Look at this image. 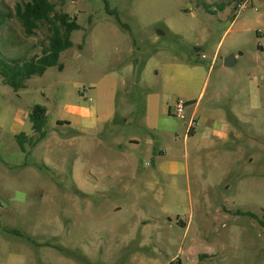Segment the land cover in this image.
I'll return each instance as SVG.
<instances>
[{"label": "rangeland", "instance_id": "374dc122", "mask_svg": "<svg viewBox=\"0 0 264 264\" xmlns=\"http://www.w3.org/2000/svg\"><path fill=\"white\" fill-rule=\"evenodd\" d=\"M27 1L0 0L7 60L42 55L49 44L48 24L28 34L15 15ZM52 1L80 26L61 53L65 69L51 66L18 91L0 75V264H264V0H235L227 11L219 4L226 8L228 0ZM232 54L238 61L225 65ZM129 63L133 69L123 73ZM171 63L212 67L202 104L215 91L222 103L238 93L243 118L229 117L236 132L219 141L224 145L191 147L187 159L181 135L178 152L166 158L185 169L151 181L154 150L139 121L148 91L160 89L168 72L187 80L181 67L168 69ZM112 73L127 81L116 128L82 151L58 143L70 135L56 125L60 106L89 97L96 103L92 85ZM36 104L50 113L44 138L30 119ZM132 135L141 144L123 155L115 142Z\"/></svg>", "mask_w": 264, "mask_h": 264}, {"label": "crops", "instance_id": "0c3cea01", "mask_svg": "<svg viewBox=\"0 0 264 264\" xmlns=\"http://www.w3.org/2000/svg\"><path fill=\"white\" fill-rule=\"evenodd\" d=\"M228 1L230 3L227 2L228 6L226 8L225 3L219 4L220 9L227 11L228 8H232L235 0H232V3L231 0ZM209 4V9L214 10L211 7L215 3ZM237 17L238 15L235 14L236 19ZM128 51H131V49ZM235 58L237 62V55ZM133 65V63H129L123 73H128L129 70H132ZM178 67H181L183 71H187V80H178L173 72H168L162 81L161 88L148 91L143 104L144 109L139 122L149 133L144 141L147 148L150 152L154 150V158L151 157V163L154 168L148 171L151 181L159 180V173L177 176L182 168L185 169L184 165L178 160L166 158L170 151L173 154L178 152V143L181 135H183L184 156L187 159L191 147L195 150L203 148L217 150L218 147L224 145L220 144L219 141L228 139L231 134L236 132V126L232 124L229 117L230 119H236L237 123L241 122L240 119L243 118V112L238 109V98L240 97L238 93L227 97V103H222L224 100L222 92L215 91L211 94L210 102L207 105L202 104V97L206 95L209 86V75L212 67L207 70L203 65L196 63L168 64V69L178 71ZM64 69L63 65L60 70L63 71ZM196 72H200L203 75L201 83L195 79ZM119 75V73L107 74L92 85L91 90L97 97L96 103L90 102L92 97H89L82 104L60 106V109L57 110L56 125L59 128L69 130L70 135L66 138L59 135L58 143H73L78 148H81V151L91 143H103L107 129L114 130L118 122V95L121 85L123 86L127 82L126 78L120 82ZM174 96H177V98H173ZM178 99H183L187 102L186 117L180 122L178 121L179 117L171 113V109H173ZM230 101H232V106L229 103ZM235 101L236 103H234ZM219 104L225 105L226 109L220 107ZM47 114H50L48 107ZM191 119L196 121L192 129L190 128ZM124 121L127 124L130 123L129 117L124 116ZM107 125L113 128H109ZM48 140L44 139L43 141ZM115 143L123 150L121 153L127 155L124 150H127V148L131 150L138 148L141 140L138 135H132L128 142H123L119 139ZM162 143L165 148L160 149L159 147L157 149L155 147ZM125 159L130 162L128 156ZM80 161L81 157L80 159L76 158L77 167L80 165ZM150 260L155 263L158 262V260ZM147 261L145 260L146 263Z\"/></svg>", "mask_w": 264, "mask_h": 264}, {"label": "trees", "instance_id": "16d2710c", "mask_svg": "<svg viewBox=\"0 0 264 264\" xmlns=\"http://www.w3.org/2000/svg\"><path fill=\"white\" fill-rule=\"evenodd\" d=\"M207 7L208 4H207ZM15 15L21 20L28 34L34 33V30L42 22L48 24L51 34L49 35V44L43 48L42 55H33L32 57H14L10 60L0 50V75L3 76L6 84L18 91L26 86V81L33 75H43L51 66L63 68L60 62L61 53L73 46L71 34L79 29L77 17H72L65 11L57 10V4L52 0H28L24 4H17ZM47 107L45 105H34L30 113L32 127L40 133V137L47 136ZM21 140V147L24 149L26 135L21 132L18 135ZM32 141V140H31ZM37 140L33 141L36 143ZM246 214H250L246 212ZM252 216L258 217L256 214ZM264 225V221H262ZM15 233H18L15 230Z\"/></svg>", "mask_w": 264, "mask_h": 264}, {"label": "built area", "instance_id": "2783aa9c", "mask_svg": "<svg viewBox=\"0 0 264 264\" xmlns=\"http://www.w3.org/2000/svg\"><path fill=\"white\" fill-rule=\"evenodd\" d=\"M247 2H244L242 4H240L241 8H244L246 6ZM186 105L187 102L183 99H178L175 102V105L173 107V109H171V113L174 114L175 116L184 119L186 117ZM196 121L195 119H191L190 121V128L192 129L193 126H195Z\"/></svg>", "mask_w": 264, "mask_h": 264}, {"label": "water", "instance_id": "95a60500", "mask_svg": "<svg viewBox=\"0 0 264 264\" xmlns=\"http://www.w3.org/2000/svg\"><path fill=\"white\" fill-rule=\"evenodd\" d=\"M199 50V49H198ZM236 62V58L235 55H229L225 58V65H233Z\"/></svg>", "mask_w": 264, "mask_h": 264}]
</instances>
